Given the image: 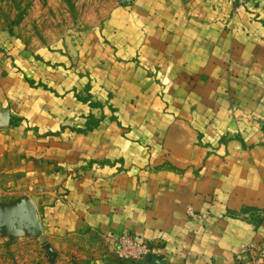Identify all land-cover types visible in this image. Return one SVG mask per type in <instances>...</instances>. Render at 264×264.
Instances as JSON below:
<instances>
[{
    "label": "crops",
    "instance_id": "crops-1",
    "mask_svg": "<svg viewBox=\"0 0 264 264\" xmlns=\"http://www.w3.org/2000/svg\"><path fill=\"white\" fill-rule=\"evenodd\" d=\"M242 1L130 0L88 72L58 84L34 79L35 54L2 60L15 122L0 112V236L83 238L84 264H232L243 243L264 248V130L241 120H264V0ZM127 232L156 253L117 260Z\"/></svg>",
    "mask_w": 264,
    "mask_h": 264
},
{
    "label": "rangeland",
    "instance_id": "rangeland-1",
    "mask_svg": "<svg viewBox=\"0 0 264 264\" xmlns=\"http://www.w3.org/2000/svg\"><path fill=\"white\" fill-rule=\"evenodd\" d=\"M128 1L130 0H0V65L3 60L4 68L14 67L11 63L16 52L22 54L23 59L28 53L35 54V58L39 59L37 61L45 66L35 67L34 79H43L44 74L45 78L54 79L56 84L65 80L67 74L74 75L76 70L87 71L88 65L84 64L90 62V50H104L102 44H105L108 15L112 14L114 8ZM240 3L239 10L244 5L242 0ZM232 4L236 14L239 11H236L238 3ZM61 67L74 71L64 73ZM6 73L3 71L2 75ZM40 79L38 85H41ZM104 107L107 110V105ZM9 108L4 100L3 103L0 101V112H8L9 123H14ZM247 116L241 119L244 124H258L264 130V120H253ZM4 186L7 184L0 182L1 190ZM1 190L0 205L10 200ZM127 234L136 238L131 232ZM84 242L83 238L77 237H39L17 242L0 236V264H84L78 251ZM150 245L153 246L151 243ZM111 253L119 260L112 249Z\"/></svg>",
    "mask_w": 264,
    "mask_h": 264
},
{
    "label": "built area",
    "instance_id": "built-area-1",
    "mask_svg": "<svg viewBox=\"0 0 264 264\" xmlns=\"http://www.w3.org/2000/svg\"><path fill=\"white\" fill-rule=\"evenodd\" d=\"M232 3H238L236 11L241 7V0H230ZM188 214L195 215L191 210ZM112 250L121 261L137 262L143 256L154 254L155 248L149 242L143 239H137L127 233H121L113 236ZM232 264H264V248L258 247L250 242L243 243Z\"/></svg>",
    "mask_w": 264,
    "mask_h": 264
}]
</instances>
